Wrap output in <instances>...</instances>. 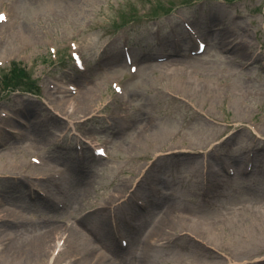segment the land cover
I'll use <instances>...</instances> for the list:
<instances>
[{
    "label": "rangeland",
    "instance_id": "374dc122",
    "mask_svg": "<svg viewBox=\"0 0 264 264\" xmlns=\"http://www.w3.org/2000/svg\"><path fill=\"white\" fill-rule=\"evenodd\" d=\"M0 14V264L209 260L185 224L149 236L167 207L230 236L228 252L248 244L264 214V0H0ZM54 224L49 258L5 253ZM253 255L234 264H264Z\"/></svg>",
    "mask_w": 264,
    "mask_h": 264
},
{
    "label": "bare ground",
    "instance_id": "6f19581e",
    "mask_svg": "<svg viewBox=\"0 0 264 264\" xmlns=\"http://www.w3.org/2000/svg\"><path fill=\"white\" fill-rule=\"evenodd\" d=\"M217 33V32H214ZM69 101H67V104ZM48 108H53L51 105H49V102H47ZM63 108V107H62ZM64 109V108H63ZM65 110V109H64ZM65 112H70V114H74L73 110H65ZM36 139H34L35 142H39L38 145H44L45 140L42 137V135H35ZM45 137V136H44ZM167 155H175V154H183L184 151L172 149L168 152ZM154 161L150 163L143 164L137 172V175L139 176V181L151 170V167L153 165ZM57 168L55 165H52L51 163H48L45 172L51 174L53 171H55ZM254 175L257 176L259 173L252 172ZM16 199L22 198V192L21 190H16ZM20 192V193H19ZM15 194V192H14ZM122 197V195H113L111 197L110 201H117ZM109 201V202H110ZM169 207H167L165 210L162 211L160 214V218L153 224L152 227H150L149 236H158L164 234L166 232V229H175V227L182 226V230H185L191 234H193L196 237L201 238L202 240V246L209 249L210 251H213V254L210 255V259L203 262V264H221L220 260L223 258V264H234L236 261H240L238 256H245L253 257V256H260V255H253V254H261L264 253V214L260 216V225L256 228L249 229V232L247 234H243L238 236L241 239H245L248 243L247 245L244 244L242 247L239 248L238 252L231 253L226 251V246L224 244V240H230V236L226 235H218L215 232V229L212 227H204L200 226L197 222L192 221L187 216L180 215V217L177 216V218L168 210ZM82 222L80 223L81 226L87 230V232L90 233L91 238L93 240H96L98 242L97 233L98 236L100 234L104 235V231L100 229L99 227L95 226L96 223H101L102 227L105 226L104 218L102 216H99L96 218V223H92L87 216L81 219ZM5 221V220H4ZM111 226V225H110ZM58 227L54 224L49 226L46 229H43L35 234H29L30 237L27 236L26 233L21 232H15L18 240L15 243L10 244L7 248L5 253H10L11 256H13L14 259L17 260H25L31 263H37L41 262L42 257L48 253V258L50 256V252H47L50 248V244L54 238L59 241V239L62 237L63 233H61L59 236L57 235ZM113 231V230H112ZM91 238H88L86 243H88L90 246H87L84 251L85 252H92L96 248H98L97 244H100V247H103L106 249L107 253H120L121 251L117 250L116 248L111 246L110 244L104 245L99 240L98 243L93 242ZM67 237L65 238V240ZM57 246V245H56ZM247 247H251V249H247ZM109 251V252H108ZM97 256H100L97 258L98 264H104L101 262H105L107 257L103 256V254H97ZM244 258V257H242ZM264 258V255H262L261 259ZM99 261V262H98ZM154 258L152 255L144 254L143 256H132L128 262L126 259L123 260V264H155Z\"/></svg>",
    "mask_w": 264,
    "mask_h": 264
},
{
    "label": "snow or ice",
    "instance_id": "6c2138e0",
    "mask_svg": "<svg viewBox=\"0 0 264 264\" xmlns=\"http://www.w3.org/2000/svg\"><path fill=\"white\" fill-rule=\"evenodd\" d=\"M6 17L3 16V14H0V21H4Z\"/></svg>",
    "mask_w": 264,
    "mask_h": 264
}]
</instances>
